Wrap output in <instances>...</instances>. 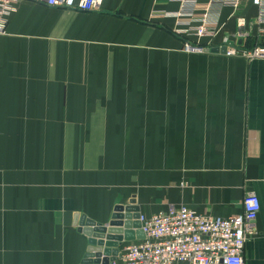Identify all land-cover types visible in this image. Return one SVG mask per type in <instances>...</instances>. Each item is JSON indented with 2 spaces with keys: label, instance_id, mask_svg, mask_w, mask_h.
Masks as SVG:
<instances>
[{
  "label": "crops",
  "instance_id": "crops-1",
  "mask_svg": "<svg viewBox=\"0 0 264 264\" xmlns=\"http://www.w3.org/2000/svg\"><path fill=\"white\" fill-rule=\"evenodd\" d=\"M178 8L17 4L0 34V264H79L75 216L106 224L132 197L147 216H229L248 193L261 211L244 262L264 264V58L184 51L174 18L149 20ZM233 13L214 6L226 25L201 42L234 34Z\"/></svg>",
  "mask_w": 264,
  "mask_h": 264
},
{
  "label": "built area",
  "instance_id": "built-area-1",
  "mask_svg": "<svg viewBox=\"0 0 264 264\" xmlns=\"http://www.w3.org/2000/svg\"><path fill=\"white\" fill-rule=\"evenodd\" d=\"M22 0H0V34H5L10 15ZM47 6L95 11L104 0H32ZM177 3L176 10L153 9L149 20L171 17L170 32L182 39L186 52L225 49L226 56L249 61L264 58V0H249L257 12L253 17L240 12L243 0H166ZM216 5L234 9V34H225L219 43L204 44L201 38H215L226 21L212 16ZM153 22V21H151ZM196 36L194 38L193 36ZM250 39L254 42L250 43ZM240 41V42H239ZM261 201L255 193L243 198L241 213L229 216L205 215L185 205L171 206L150 216L141 214L145 237L121 245L119 256L110 264H245L246 242L257 235Z\"/></svg>",
  "mask_w": 264,
  "mask_h": 264
},
{
  "label": "water",
  "instance_id": "water-1",
  "mask_svg": "<svg viewBox=\"0 0 264 264\" xmlns=\"http://www.w3.org/2000/svg\"><path fill=\"white\" fill-rule=\"evenodd\" d=\"M204 52L218 53V48H207ZM222 53L225 49L221 50ZM140 207L132 197L129 204H118L111 219L100 224L85 215L75 216L78 231L88 239L86 252L79 264H110L119 256L123 243L145 237L140 220Z\"/></svg>",
  "mask_w": 264,
  "mask_h": 264
},
{
  "label": "trees",
  "instance_id": "trees-1",
  "mask_svg": "<svg viewBox=\"0 0 264 264\" xmlns=\"http://www.w3.org/2000/svg\"><path fill=\"white\" fill-rule=\"evenodd\" d=\"M166 29H168V27H166ZM168 31H170V30L168 29Z\"/></svg>",
  "mask_w": 264,
  "mask_h": 264
}]
</instances>
